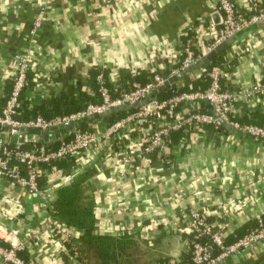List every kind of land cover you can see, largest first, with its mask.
I'll list each match as a JSON object with an SVG mask.
<instances>
[{
    "label": "crops",
    "instance_id": "0c3cea01",
    "mask_svg": "<svg viewBox=\"0 0 264 264\" xmlns=\"http://www.w3.org/2000/svg\"><path fill=\"white\" fill-rule=\"evenodd\" d=\"M231 1L238 10H248L250 0ZM219 2L0 0V84L4 94L11 88L8 75L13 58L26 50L37 56L38 73V80H30L23 90L28 108L65 91L54 81L63 69L70 68L83 78L97 67L111 82L119 72L141 73L145 80L155 72L167 80L178 71L171 64L184 43L198 42L202 51L197 55L205 54L203 47L220 26ZM36 19L40 27L32 34ZM248 28L221 54L225 72L220 83L235 93L233 121L264 126V96L245 95L252 85L264 82V21ZM201 73L200 69L190 73L176 86L191 88V80ZM28 76L33 80L35 74ZM69 83L75 86L74 81ZM89 91L82 87L76 93ZM0 103L1 112L3 98ZM198 108L209 112L206 102H200ZM176 114L186 116L184 105ZM92 121L88 122L91 129L104 132L108 127L103 119ZM221 127L178 130L166 151L146 155L141 148L156 128L154 121L146 120L108 135L76 163L71 174L87 175L95 232L129 236L142 253L136 251L128 264H191L186 259L190 258V236L182 229L192 211L205 215L227 244L261 220L264 140ZM52 133L54 137L58 130ZM28 134L33 139L40 137ZM57 181L52 176L45 186L55 188L52 201L61 186ZM46 215V206L36 194L6 182L0 185V237L7 239V245L21 242L27 264H81L67 248L80 232L64 242L44 225ZM0 264L6 263L0 260ZM221 264H264V241Z\"/></svg>",
    "mask_w": 264,
    "mask_h": 264
},
{
    "label": "built area",
    "instance_id": "2783aa9c",
    "mask_svg": "<svg viewBox=\"0 0 264 264\" xmlns=\"http://www.w3.org/2000/svg\"><path fill=\"white\" fill-rule=\"evenodd\" d=\"M250 8L248 2V10ZM217 13L221 16L220 27L214 33L212 41L203 47L205 54H208L237 32L251 27L257 22L264 21V13L262 12L249 18L238 15V9L231 0H220ZM39 27L40 20L36 19L31 33L34 34ZM197 51H202V47L200 48L198 42L189 40L184 43L177 54V56L183 54L178 71H173L168 77L200 61L205 54L198 56ZM36 57L32 50L21 51L16 54L8 75L11 82L8 94H4L0 84V98L4 99V106L0 112V180L21 188L30 194H36L47 209V215L43 219L44 225L53 229L55 234L64 242L73 238L74 235L78 234V231L63 226L52 219V191L55 188L48 186L45 189H39L37 177L44 174L48 182L52 176H56L59 186L67 184L74 174L62 175L61 170L55 167H51L47 171L42 168L43 164L64 158L72 159L75 163L80 162L83 155L98 148L108 135L116 133L130 124H140L146 120L156 123V128L147 136L141 148V152L146 155L155 151H166L171 132L186 128L201 129L202 126L218 127L220 125L218 119L224 121L230 128L243 136H248L256 141L264 140V126L240 124L231 119L230 116L234 112L236 96L234 92L221 86V77L225 72L224 63L208 65L200 69L209 82L204 90L180 92L164 100L152 98L149 103L146 102V99L158 87L163 85L166 80L165 77L153 72L151 78L145 83L132 82L128 92L122 93L116 99H111L100 74L97 76L99 83L98 92L101 99L99 104H89L83 111L69 115L55 116L50 119L36 116L27 121H19L14 116L21 108L22 100L20 95L28 87V74H35L32 81L38 80V73L35 69ZM245 95L246 97L251 95L264 96V82L252 85L245 92ZM200 102L208 104V113L199 110L198 104ZM135 103L140 104L139 108L108 126L104 132L91 129L89 126L84 129L78 127L81 120H88L94 114L103 113L110 108H120ZM181 105H184L186 113L183 118L178 117L176 114L177 108ZM53 127H61L58 130L60 138L54 149H41L39 152H34L22 147L25 142H39L41 139L36 136L34 139L31 138L25 131L26 129L39 131L40 135H51L48 140H52L53 133L50 129ZM22 131L24 132V138L23 143H20L18 135ZM21 168H23V171ZM188 215L187 225L182 230L186 235L190 236L191 264H221L225 260L237 257L244 251L252 249L264 241V223L261 220L245 235L227 244L224 242V236L214 232L212 224L207 221L205 215L201 212L192 211ZM6 243L7 239L0 237V260L6 264H27V262L17 256V252L23 249L21 242L10 245ZM3 244L7 246L5 247Z\"/></svg>",
    "mask_w": 264,
    "mask_h": 264
},
{
    "label": "trees",
    "instance_id": "16d2710c",
    "mask_svg": "<svg viewBox=\"0 0 264 264\" xmlns=\"http://www.w3.org/2000/svg\"><path fill=\"white\" fill-rule=\"evenodd\" d=\"M250 10H238V15L249 18L259 12L264 13V0L257 2L250 0ZM220 27V26H219ZM183 59V54H179L172 68H179L180 62ZM222 63L221 55L212 60L209 65H220ZM102 75L105 87L108 90L111 99H116L124 92L130 90L132 82L145 83V77L141 73L131 74L128 72H119L117 80L111 82L108 76L101 69L94 67L87 71L85 76L81 78L78 74L73 73L72 69H63L58 73L54 79L55 82L60 83L65 87V91H61L58 95H51L49 98L43 100L38 106L29 107L28 101L24 98L23 92L21 93V108L14 116L19 121H27L36 116H41L44 119H50L55 116L69 115L83 111L89 104H99L101 99L99 96L98 88L99 83L97 80L98 75ZM31 77L28 76V85L30 84ZM74 81V87L69 81ZM145 80V81H144ZM208 79L203 73L196 79L191 80V88L188 86H180L168 88L164 92L153 95V99L164 100L171 97L173 94L180 92L193 91L197 89H205L208 86ZM89 88V92L77 94L80 88ZM1 104V103H0ZM136 109L119 110L114 114L106 116L103 120L110 126L114 122L124 118L125 116L133 113ZM88 126V120H81L78 127L84 129ZM219 128H222L220 125ZM32 134L40 135L39 131L32 130ZM178 131H173L169 135L170 140L177 134ZM58 144V140L54 137L51 141L39 142H25L22 147L29 151L39 152L42 150H52ZM55 167L61 170L62 175L71 174L75 168L76 163L72 159H58L52 160L49 163L43 164L44 170H49ZM23 171V168H21ZM39 189H44L47 184V178L44 174L37 177ZM90 189L87 181L86 173H78L72 175L67 184L61 185L55 191V197L52 201L51 217L54 221L80 232L77 239L71 240L67 244L68 253L75 256V259L81 264H125L133 258L134 253L137 251L136 242L129 236H111L102 235L95 232V218H94V201L92 195L88 192ZM264 223V215L261 218ZM78 243V244H76ZM3 246H7L3 244ZM90 251L93 252L95 262H90L86 254ZM23 251L17 252V256L26 262V258L22 256ZM185 259V258H184ZM187 262L190 258L186 257ZM186 262V261H185Z\"/></svg>",
    "mask_w": 264,
    "mask_h": 264
},
{
    "label": "water",
    "instance_id": "95a60500",
    "mask_svg": "<svg viewBox=\"0 0 264 264\" xmlns=\"http://www.w3.org/2000/svg\"><path fill=\"white\" fill-rule=\"evenodd\" d=\"M249 30V28H245L239 32H237L234 36H232L231 38H228L227 40H225L224 42H222L221 44H219L218 46H216L212 51H210L208 54H206L204 57L201 58L200 61H198L195 65L190 66L189 68H186L182 71H180L179 73L169 77L167 80H165V82L163 83L162 86L158 87L150 97H148L146 99V102L149 103L152 100V96L153 95H157L160 94L162 92H164L166 89L168 88H173L176 86L177 82H179L183 77L189 75L190 73L202 69L205 66H208L212 60L216 59L218 56H220L223 52H225L227 50V48L236 40V37L241 35L242 33H244L245 31ZM142 104V103H141ZM140 104L139 103H135L129 106H123L120 108H110L105 110L103 113H99V114H94L93 116H91L90 118H88V120H97V119H104L106 116L110 115V114H114L115 112L119 111V110H128V109H137L139 108ZM218 122L221 126H223L224 128H226L227 130L232 131V129L230 128V126L228 124H226L224 121H222L221 119H218ZM61 129V127L58 128H51L50 131L51 132H56L57 130ZM27 133L31 132V129H26L25 130ZM23 138H24V132H20V134L18 135V141L20 143H23ZM40 138H43V140H48L51 138V135H40ZM54 138L56 140H59L60 135L58 133L54 134ZM3 182L2 180H0V185H2Z\"/></svg>",
    "mask_w": 264,
    "mask_h": 264
},
{
    "label": "rangeland",
    "instance_id": "374dc122",
    "mask_svg": "<svg viewBox=\"0 0 264 264\" xmlns=\"http://www.w3.org/2000/svg\"><path fill=\"white\" fill-rule=\"evenodd\" d=\"M137 251H138V249H137ZM141 254H142L141 252H139V251L137 252V255H141ZM86 256H87L88 260H90V262L96 261V258H94V254L92 251H90L88 254H86ZM139 260H142V258Z\"/></svg>",
    "mask_w": 264,
    "mask_h": 264
}]
</instances>
